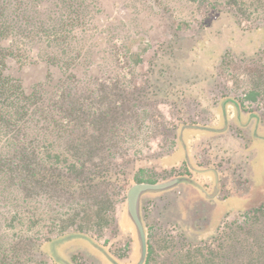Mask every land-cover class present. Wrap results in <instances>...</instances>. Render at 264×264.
Returning a JSON list of instances; mask_svg holds the SVG:
<instances>
[{"label": "rangeland", "instance_id": "1", "mask_svg": "<svg viewBox=\"0 0 264 264\" xmlns=\"http://www.w3.org/2000/svg\"><path fill=\"white\" fill-rule=\"evenodd\" d=\"M24 2L31 9L42 4L51 10L45 21L50 32L58 31L60 18L67 24L68 39L48 50L65 49L61 57H70L69 67L64 65L69 69L43 60L45 38L35 36L15 41L14 50L31 58L10 59L5 73L20 79L26 91L43 83L45 91L56 93L72 83L82 102L126 92L135 104L114 112L112 132L120 136V164L138 162L125 165L124 178L87 193L69 183L71 167L79 171L88 159L69 152L61 140L62 124L46 136L42 123L23 127L20 138L28 133L32 139L27 144L38 176L36 187L21 193L8 165L21 170L12 157L25 142L0 138L5 158L0 163V264H138L140 245L127 218L128 191L136 184L176 178L196 181L218 198L202 201V194L186 184L143 196V264H230L223 259L227 242L219 240L218 226L224 217L264 203V141H250L264 137V0ZM24 2L10 0L6 6L16 10ZM45 98L37 99L29 113ZM225 105L227 114L239 111L262 121V130L255 121L249 133L239 122L225 131L217 122ZM50 169L56 170L55 178L42 183L43 171ZM166 214L186 232L169 223ZM193 221L204 227L190 231Z\"/></svg>", "mask_w": 264, "mask_h": 264}, {"label": "trees", "instance_id": "2", "mask_svg": "<svg viewBox=\"0 0 264 264\" xmlns=\"http://www.w3.org/2000/svg\"><path fill=\"white\" fill-rule=\"evenodd\" d=\"M8 1L10 0H0V138H8L13 141L18 138L21 139V142H25L18 149V154L14 153L15 155L12 157L13 161H17L21 166L22 171L16 169L14 165H8L9 170L16 172L15 177L19 184L17 189L21 193H26L36 187L37 179L35 178L38 173L31 168L34 151L27 144L32 142V139L28 133H25V139L20 136L24 130L23 127L27 130L30 126L38 127L40 123L43 124L40 125H42L41 131L45 132V136L51 127L62 124L60 126L65 130L61 140L65 141L63 142L69 152L72 153L74 150L72 154L75 153L79 160L80 157L88 159V162L82 165V169L79 171L76 165L71 167L69 183L72 184V187L78 186L79 189L91 193L93 190L97 191L100 188L99 185L110 186L115 182V179L127 176L125 165L137 163L138 160L128 161L124 165L120 164L122 162L121 147L116 141V139H120V136L112 132L116 121L113 114L116 110L133 107L131 102L134 101H130L126 92L119 91V94L109 96L106 93L98 103L93 97L89 98L93 104L88 101L82 102L80 101L82 99L80 91H77L76 86L72 83L60 87L56 93L45 91L43 83L35 85L32 91H26L21 86L20 79H14L5 73L10 59L24 62L31 58L26 51H21L19 48L17 52L14 50V45L18 44L15 41H25L23 38L27 42L33 41L35 36L45 38V41L41 43L46 46L40 49L39 56L48 64L66 71L69 69L67 67L70 65V57L63 60L62 52H66L65 49L53 53L48 48L53 43L61 46L65 39H68L67 34L64 33L67 24L60 18L56 26L58 31H51L53 32V38H51L50 27L47 29L45 27L47 16L49 19L51 13L50 9L46 10L42 4H34L36 6L31 9L28 7L29 3L22 0L24 7L15 6L16 11L6 6ZM42 2L46 3L47 0H42ZM233 14L235 15V13ZM29 27L32 28L29 29ZM260 27V25L253 26L255 29H260ZM34 28L36 31L32 33ZM7 41L12 42L8 45ZM54 94L56 97L53 102H50V97ZM44 96L47 99L39 102L29 113L36 104L35 101ZM222 97L229 98V95L224 93ZM128 103L129 106H126ZM29 114L30 116H28ZM26 119L27 122H25ZM36 122L39 123L36 124ZM3 159L5 158L0 157V163ZM55 172L56 170H44L41 182L47 183L50 179L55 178ZM239 213L230 216L218 230V232L222 230L221 233L219 232V240L225 239L227 242L222 246L225 254L223 259L230 264H264V203L257 208ZM233 218L235 220L229 222Z\"/></svg>", "mask_w": 264, "mask_h": 264}, {"label": "water", "instance_id": "3", "mask_svg": "<svg viewBox=\"0 0 264 264\" xmlns=\"http://www.w3.org/2000/svg\"><path fill=\"white\" fill-rule=\"evenodd\" d=\"M197 129V128H193ZM182 140V138H181ZM184 149L186 146L184 145ZM187 163H189V157L186 154ZM181 184H189L202 189L197 183L190 179H173L164 183H140L131 187L127 194V218L134 225L138 242L140 245V262L143 264L147 256V241L144 224L141 216V202L143 196L147 194H161L175 189Z\"/></svg>", "mask_w": 264, "mask_h": 264}, {"label": "crops", "instance_id": "4", "mask_svg": "<svg viewBox=\"0 0 264 264\" xmlns=\"http://www.w3.org/2000/svg\"><path fill=\"white\" fill-rule=\"evenodd\" d=\"M231 102V101H230ZM222 108V116L221 115H219L218 114V116H217V122L219 123V122H221V123H223L224 125H225V131L227 130V127L229 128V124H238V122L239 123H242V124H246L245 126H246V129H247V131H248V133L250 132V130L255 126V121H257V120H252V115H250V114H248V113H240L239 111L237 112H235L234 110H233V112H235V114H233V115H231V113H232V111L230 112V113H228L227 114V111H226V105L225 106H223V107H221ZM215 120V119H214ZM258 122V125H259V127H260V130H262V126H263V122L262 121H260V120H258L257 121ZM252 127V128H251ZM195 130H198V131H202V132H209V133H218V132H220V131H223V130H219V131H208V130H203V129H195ZM193 139H197V138H193ZM250 141H251V143L252 144H254L253 142H254V139L256 140L255 142H257V141H264V137L263 138H259V137H257V136H253V137H250ZM193 142H195V140H193ZM251 144H249V146H250ZM246 148V147H245ZM185 157H186V155H185ZM184 161H185V158H184ZM196 182V181H195ZM197 183V182H196ZM202 189H199V188H197V187H195V186H192L195 190H197L199 193H201L202 194V196H201V200L202 201H204V200H209V199H211V200H216L217 198H218V196H212V197H210V196H208V189H206L205 187H203V185L201 184L200 185V183H197ZM182 185H184V184H182ZM186 185H189V184H186ZM180 186V185H179ZM189 186H191V185H189ZM177 188V187H176ZM174 190V189H173ZM173 190H170V191H168L167 193H169V192H171V191H173ZM248 190H249V188H248ZM248 190H247V192H248ZM180 191V190H179ZM181 192V191H180ZM144 198V197H143ZM143 198H142V200H143ZM167 210V207L165 208V213L167 212L166 211ZM239 212H243V211H236L234 214H236V213H239ZM228 213V212H227ZM233 214V215H234ZM167 215L168 214H166L165 216H166V218H167ZM164 216V217H165ZM232 216V215H231ZM230 217V215H228V216H226V217H224L223 219H222V221H221V223H220V225L218 226V230L221 228V226L223 225V223L228 219ZM196 217L195 216H193V220L195 219ZM168 220H169V223L171 222V223H173V224H175L176 225V227L177 226H179L182 230H184L180 225H178L177 223H175V222H173L172 220H170L169 218H167ZM204 227V225H199V224H195L194 223V221H193V228H191L190 229V231H192L193 230V232H198V228H203ZM218 230H217V232H218ZM185 231V230H184ZM186 232V231H185ZM216 232V233H217ZM202 240H205V239H202Z\"/></svg>", "mask_w": 264, "mask_h": 264}]
</instances>
